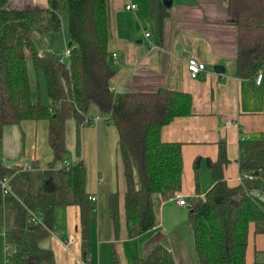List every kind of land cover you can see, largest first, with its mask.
<instances>
[{
	"label": "trees",
	"instance_id": "obj_1",
	"mask_svg": "<svg viewBox=\"0 0 264 264\" xmlns=\"http://www.w3.org/2000/svg\"><path fill=\"white\" fill-rule=\"evenodd\" d=\"M221 1L236 27L237 74L252 78L264 68V0ZM8 2L0 0V137L22 121L46 120L53 160L45 169L33 163L32 170L0 163V181H8L7 192L0 182L6 264H56L53 250L42 247L41 241L53 229L56 208L70 205L81 209L82 248L89 258V227L97 213L86 190L80 129L100 117L118 130L126 185L123 198L118 192L109 195L114 239L120 238L123 226L129 239L153 230L159 224L155 198L175 199L184 170L182 144L163 141L161 130L177 117L192 114V95L165 87L139 92L111 88L115 70L109 63L107 0H48L47 8H12ZM149 7L162 27L173 5L167 9L164 0H149ZM64 15L71 54L62 62L55 55H42L34 34L59 33ZM30 66L46 80L48 104L34 92ZM93 107L96 114L91 113ZM70 120L77 126V158L69 161ZM228 162L222 143L219 158L208 160L214 185L202 194L197 184L188 201L198 264H246L251 226L264 233V191H254L257 187L251 184L264 177V136L241 141L237 186L225 178ZM199 164L196 159L197 171ZM136 263L177 264L162 242Z\"/></svg>",
	"mask_w": 264,
	"mask_h": 264
},
{
	"label": "crops",
	"instance_id": "obj_2",
	"mask_svg": "<svg viewBox=\"0 0 264 264\" xmlns=\"http://www.w3.org/2000/svg\"><path fill=\"white\" fill-rule=\"evenodd\" d=\"M130 4H136L137 10H127ZM8 5L47 8L48 0H9ZM169 12L161 27L151 14L149 0H107L109 63L115 70L110 84L116 92L165 87L192 95V114L177 117L161 130L163 141L182 144L184 170L180 193L188 202L197 184L202 194L214 185L208 160L219 158L222 143L229 158L225 178L231 186L241 183L240 143L264 136V80L259 85L256 76L237 74L236 27L221 0H173ZM153 24L158 26L156 33L151 31ZM51 35L54 36L48 34ZM41 54L46 53L41 50ZM190 58L206 65L198 78L190 75ZM217 65H223L225 72H217ZM91 113H97L95 107ZM16 126L7 127L0 137V163L16 168L26 164L33 168L36 163L39 169H45L53 160L48 122L25 120ZM118 141L117 128L104 117L80 129V157L87 169L86 190L96 197V201L92 200L97 217L89 227V258H85L82 248L81 209L77 205L56 208L53 229L41 246L53 250L56 264H85V260L88 264H137L138 257L146 256L156 243L162 242L173 251L177 264H198L192 229L187 224L179 226L183 217L172 213L174 207H170L173 202L177 208L188 206L175 199L155 198L159 224L153 230L129 239L123 226L120 238L114 239L109 195L118 192L123 198L126 191ZM76 158L73 154L69 161ZM196 159L200 162L198 171ZM254 191L260 193L264 189L257 187ZM4 217L5 210L0 205V225ZM1 236L6 264L8 248L3 233ZM70 236L75 237L71 245L67 244ZM257 262L264 263V233H257L252 225L246 264Z\"/></svg>",
	"mask_w": 264,
	"mask_h": 264
},
{
	"label": "rangeland",
	"instance_id": "obj_3",
	"mask_svg": "<svg viewBox=\"0 0 264 264\" xmlns=\"http://www.w3.org/2000/svg\"><path fill=\"white\" fill-rule=\"evenodd\" d=\"M63 29L59 32V33H53L54 36H48V35H43L40 33H35L34 34V39L36 40L37 45L39 46V48L45 52L47 55H55L57 58H63L68 44H69V38H68V23H67V17L66 15H64L63 17ZM157 28L158 26H155L153 24L152 30L154 33L157 32ZM29 73H30V77L32 78L33 81V85H34V92L36 93L37 96H39V99L45 103L48 104L49 103V98H48V94H47V85H46V80L43 76L42 73H40L39 75L34 71L33 67L30 66L29 67ZM75 121L74 120H70L68 122V126H67V145H68V149L70 151V153H68L67 158L71 159V155L74 154L76 152V143H77V130H76V126H75ZM14 127H18L16 125L12 126ZM2 146H0V154H2ZM0 159H2V155H0ZM256 181H252L251 184L254 186H257L261 189H264V177H259L257 179H255ZM173 206L170 207H174V210L172 211V213L174 212H178L182 215L183 219L178 221V225H189V221H188V212H189V208L188 207H181V208H177L178 206H176V204L173 202L172 203ZM2 233H0V238L2 239ZM4 235V233H3ZM0 259L2 264H5V245H0Z\"/></svg>",
	"mask_w": 264,
	"mask_h": 264
},
{
	"label": "built area",
	"instance_id": "obj_4",
	"mask_svg": "<svg viewBox=\"0 0 264 264\" xmlns=\"http://www.w3.org/2000/svg\"><path fill=\"white\" fill-rule=\"evenodd\" d=\"M126 9L127 10L136 11L137 10V5L136 4L127 5ZM149 35H150V33L146 32V36L149 37ZM70 54H71V48H70V46H68L64 57L60 58V60L62 62L66 61L69 58ZM113 56H114V58H117V54H114ZM187 66H188V70H189L190 75H191L192 78H198L202 74V72H204L206 70V65L204 63L200 62L199 60H197L196 58L188 59ZM255 79H256L257 84L261 85L263 83V80H264V70L263 69L258 71ZM96 119H99V118H96ZM23 169L24 170H32L33 168L29 164H26V165H24ZM248 178L250 180L253 179L252 176H248ZM0 182H1L2 187L4 189H6L5 192H7V189H8L7 188V183H8V181L4 180V181H0ZM90 199L93 200V201H96V197L95 196H91ZM175 200L178 202V204H180L182 206H188V202L184 199L182 193H180V192H178L176 194ZM74 241H75V237L74 236H70V238L68 239L67 244L71 245ZM85 264H88L87 260H85Z\"/></svg>",
	"mask_w": 264,
	"mask_h": 264
},
{
	"label": "water",
	"instance_id": "obj_5",
	"mask_svg": "<svg viewBox=\"0 0 264 264\" xmlns=\"http://www.w3.org/2000/svg\"><path fill=\"white\" fill-rule=\"evenodd\" d=\"M164 5L167 9H170L173 5V0H164ZM215 70L219 73H224L225 67L223 65H217L215 66Z\"/></svg>",
	"mask_w": 264,
	"mask_h": 264
}]
</instances>
